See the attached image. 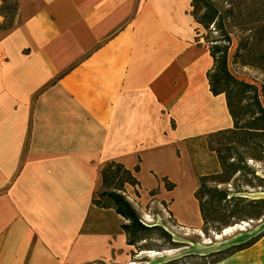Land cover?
<instances>
[{
    "label": "crops",
    "instance_id": "1",
    "mask_svg": "<svg viewBox=\"0 0 264 264\" xmlns=\"http://www.w3.org/2000/svg\"><path fill=\"white\" fill-rule=\"evenodd\" d=\"M17 3L0 31V264H130L124 218L93 204L112 162L139 182L137 212L202 226L194 149L233 120L191 0ZM262 245L217 264H264Z\"/></svg>",
    "mask_w": 264,
    "mask_h": 264
},
{
    "label": "trees",
    "instance_id": "2",
    "mask_svg": "<svg viewBox=\"0 0 264 264\" xmlns=\"http://www.w3.org/2000/svg\"><path fill=\"white\" fill-rule=\"evenodd\" d=\"M2 1L0 15L5 21L0 23V31H5L12 29L17 23L18 3L17 0ZM191 2L192 16L205 32L201 34L199 30L197 31L196 42L202 39L213 59L212 69L207 74L211 93L214 96H225L227 108L233 120L231 129L209 136V142L216 137L223 145L214 148L210 144L212 151L217 154L221 172L199 177L198 189L195 192L205 232L209 231L211 223L218 225L214 226L216 227L214 231L219 232L245 221V218L251 220L264 218V198L252 200L248 206L253 212L248 214L245 210L248 206L241 207L247 199L241 196L243 191L232 192L228 188L219 187L230 184L237 176L251 175L254 180H257L258 192H264V178L258 176L248 164L249 160L261 162L264 156V103L256 85L237 79L229 69L228 55L232 47V38L226 25L227 21L244 10L257 15V25L251 32L254 33L256 41L240 43L237 53L242 51V57L249 55L255 58L256 65L261 68L260 63L264 66V0H228L226 10H222L210 0H191ZM214 34L218 36H213ZM254 46L260 51H255ZM138 171L137 167L136 172ZM102 179V190L94 198L93 204L103 208L113 206L124 218L125 222L121 227L127 235L129 245L135 246L137 242L145 240L144 236L148 231L161 230L160 227L145 226L136 209L124 195L126 185H139L133 172L125 169L121 164L112 162L103 168ZM253 179L249 183H252ZM164 182L169 191L174 189L175 185L170 184L168 180ZM219 215L222 217L221 220ZM165 237L170 238L166 232H164ZM257 241L251 239L243 244L209 254L210 257L219 258L212 264H217L251 248Z\"/></svg>",
    "mask_w": 264,
    "mask_h": 264
},
{
    "label": "rangeland",
    "instance_id": "3",
    "mask_svg": "<svg viewBox=\"0 0 264 264\" xmlns=\"http://www.w3.org/2000/svg\"><path fill=\"white\" fill-rule=\"evenodd\" d=\"M222 10H226L228 0H210ZM236 15V14H235ZM228 33L232 38V47L229 50V69L231 73L239 80L254 84L259 88L261 100L264 103V66L261 68L256 65L253 57H242V51L237 53L240 43H250L255 40L254 26L257 25V15L242 11L239 15L231 18L226 23ZM201 28V27H200ZM250 28V29H249ZM249 29V30H248ZM204 30L201 28V34ZM208 35V33H207ZM213 36H218L214 34ZM203 43V40H202ZM255 51H260L256 49ZM225 141V140H223ZM222 141V142H223ZM212 147L223 146L218 139L212 138L211 142L204 140L196 144L193 154L196 181L204 175H213L221 172L217 154L212 151ZM249 166L257 172V175L264 178V156L261 162L248 161ZM249 177H235L230 184L220 185L222 189H229L232 192L243 191L242 197L247 198L241 205L248 206L252 200L264 198V192L259 193L257 180ZM199 183V181H198ZM214 185V183H210ZM102 190V189H101ZM100 190V191H101ZM151 209V210H150ZM248 214L253 211L247 207ZM141 222H145L148 227H160L161 230H151L146 232L144 238L132 246L130 264H212L218 257H210L209 254L229 247L243 244L251 239L262 242L264 251V218L261 220H251L245 218V221L239 222L219 232L214 231L217 224L211 223L209 231L206 233L204 226L197 228L179 227L174 223L173 215L166 206L148 207L147 214L137 212ZM160 216V218H159ZM219 220L221 216L219 215ZM145 225V226H146ZM170 238H164V232ZM229 233V234H228ZM256 243V244H257ZM253 247V246H252ZM209 256V257H208Z\"/></svg>",
    "mask_w": 264,
    "mask_h": 264
},
{
    "label": "built area",
    "instance_id": "4",
    "mask_svg": "<svg viewBox=\"0 0 264 264\" xmlns=\"http://www.w3.org/2000/svg\"><path fill=\"white\" fill-rule=\"evenodd\" d=\"M144 225H146V223L145 222H142ZM147 226V225H146Z\"/></svg>",
    "mask_w": 264,
    "mask_h": 264
},
{
    "label": "bare ground",
    "instance_id": "5",
    "mask_svg": "<svg viewBox=\"0 0 264 264\" xmlns=\"http://www.w3.org/2000/svg\"><path fill=\"white\" fill-rule=\"evenodd\" d=\"M229 234V233H228Z\"/></svg>",
    "mask_w": 264,
    "mask_h": 264
}]
</instances>
